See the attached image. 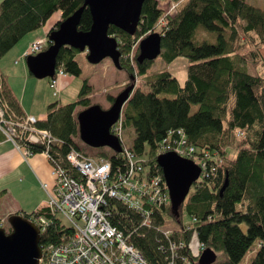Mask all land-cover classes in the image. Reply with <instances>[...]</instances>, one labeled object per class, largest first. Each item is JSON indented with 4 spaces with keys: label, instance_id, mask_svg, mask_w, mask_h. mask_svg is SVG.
<instances>
[{
    "label": "trees",
    "instance_id": "trees-1",
    "mask_svg": "<svg viewBox=\"0 0 264 264\" xmlns=\"http://www.w3.org/2000/svg\"><path fill=\"white\" fill-rule=\"evenodd\" d=\"M160 1L145 0L133 35L113 25L108 30L119 43L121 69L129 76L126 88L133 87L123 109V127L135 131L132 147L135 155L145 158L148 168L157 169L163 177L158 154L170 131L183 129L198 155L217 158H205L206 175L195 182L180 207L175 208L170 201L153 208L154 227L132 231V224L138 223L140 216L117 200L110 201V222L132 232L130 242L150 264H167L160 246L167 241L157 228L165 227L168 219L176 225L172 237L185 240V251L190 257L195 251L191 244L197 240L217 253L224 252L226 259L221 264H240L249 252L255 254L249 264H264V10L248 0H170L169 10L161 8ZM84 2L2 0L0 59L60 10L61 19L49 29V40L62 20ZM92 23V14L86 7L78 29L89 31ZM159 26L162 35L159 57L168 63L181 56L190 61L184 85L168 70L149 74L155 60L138 62L139 46L134 62L131 61L133 46L146 34L157 32L154 30ZM80 52L63 46L57 66H63L68 75L80 76L82 68L76 59ZM138 77L142 85L136 84ZM0 92L17 116L25 115L1 76ZM92 93V85L85 79L78 100L63 105L52 103L45 118L38 119L37 124L62 140L64 153L76 149L99 161L110 160L113 169L125 167L127 161L122 152L89 153L77 142L80 137L77 108L98 104L92 103ZM116 97L108 95L111 104ZM194 104L198 108L192 112ZM28 147L35 153L42 151L40 145ZM231 148L236 150L235 156L229 153ZM15 213L34 221L40 216L50 218L46 205L32 212ZM185 214L190 217L186 223ZM60 220L55 219L48 234L42 237L41 246L59 240ZM193 256L195 264H199L200 255Z\"/></svg>",
    "mask_w": 264,
    "mask_h": 264
},
{
    "label": "built area",
    "instance_id": "built-area-1",
    "mask_svg": "<svg viewBox=\"0 0 264 264\" xmlns=\"http://www.w3.org/2000/svg\"><path fill=\"white\" fill-rule=\"evenodd\" d=\"M140 41L133 46L132 52ZM48 42L46 35L30 43L23 59L47 49ZM130 58L134 62V55H130ZM67 75L63 66H57L51 78L55 96L60 95V80ZM37 123L38 119L34 115L17 116L0 92L2 134L18 150H24L27 156L35 154L28 144L40 145L41 153L45 154L51 165L53 185L50 188L47 183L43 185L47 191L46 206L50 218L40 216L35 222L43 237L48 234L55 219L60 218L61 235L56 242L50 241L42 246L43 255L38 264H150L141 250L130 242L132 232H125L109 219L112 212L110 201H120L139 214V222L132 224V231L138 232L142 228L154 227L153 208L162 207L171 201L167 184L159 171L148 168L145 158H138L131 148L124 145L123 112L113 125L112 133L121 142L127 164L116 169L112 168L110 160L99 161L80 150L64 153L61 149L62 140ZM166 152H175L195 161L202 168L200 178L206 175L205 158H217L208 154L205 157L198 155L196 148L188 143L183 129L170 131L161 142L159 154ZM3 221L0 219V225H3ZM157 231L167 241L166 244H160L167 264H195L193 255H201L206 248L203 243H198L190 257L185 251V240L172 237L173 228L160 226Z\"/></svg>",
    "mask_w": 264,
    "mask_h": 264
},
{
    "label": "water",
    "instance_id": "water-1",
    "mask_svg": "<svg viewBox=\"0 0 264 264\" xmlns=\"http://www.w3.org/2000/svg\"><path fill=\"white\" fill-rule=\"evenodd\" d=\"M145 0H85L74 14L62 20L59 28L49 35L51 44L47 49L26 59L29 72L37 78L54 77L57 57L63 46L87 51L89 62L97 64L111 58L116 67L122 68L121 52L115 37L109 35L111 25L129 34H134L141 18ZM88 7L93 23L89 31H80L78 26L85 8ZM138 62L153 61L162 53V35L153 32L141 39ZM133 87L125 88L108 109L95 104L78 113L79 136L94 148L109 147L121 153L119 138L112 133L113 125L119 120L125 104L131 97ZM158 164L175 208L188 197L202 168L193 160L183 158L175 152L158 155ZM227 180L222 191L227 185ZM11 232L0 226V264H38L43 255L39 226L23 214L9 216ZM217 252L206 248L199 257V264H214Z\"/></svg>",
    "mask_w": 264,
    "mask_h": 264
},
{
    "label": "rangeland",
    "instance_id": "rangeland-1",
    "mask_svg": "<svg viewBox=\"0 0 264 264\" xmlns=\"http://www.w3.org/2000/svg\"><path fill=\"white\" fill-rule=\"evenodd\" d=\"M2 0H0L1 2ZM249 3L260 7L264 10V0H248ZM170 0H161L159 6L164 9H168L170 7ZM61 19V11L57 10L51 18L46 22V25L49 26L51 24H55L57 21ZM161 27L154 30L160 32ZM42 31V30H40ZM40 33V32H39ZM151 33V32H150ZM149 33V34H150ZM42 34V33H41ZM146 34L144 37H146ZM142 37V39L144 38ZM141 40V39H140ZM14 52L7 53L4 57L0 59V74L5 79L6 83H13L15 88L21 87L22 83H41L43 86L41 87V93L43 97L40 98V104L43 106V102L48 101L49 103H57V105H63L66 103L74 102L79 98V92L83 85V81L85 79H94L96 83H94V90L92 95L90 96L92 103H98L103 109H108L111 107V103L108 100V95L118 96L127 85L129 80L128 73L124 69H120L115 66L111 58H105L100 63L94 64L89 62L87 53L82 51L79 53V62L82 68V73L80 76L75 75H67L63 77L68 81V84L64 87V90H60V95L55 96L54 88L51 86V78H37L32 75L27 67L26 59L18 60L19 54H13ZM135 51L132 52L131 55H134ZM264 54V51H263ZM132 61V59H131ZM190 65V61L188 57L181 56L173 60L172 62H165L161 57H158L153 62L151 68L149 69V74L158 73L161 70H168L174 76H176L181 85H184L187 79V70ZM107 76L111 78L109 83H102L100 81V77ZM61 81V80H60ZM90 82V81H89ZM140 77H138L137 85H142ZM93 85V83H90ZM33 89V88H32ZM28 104L29 101H28ZM198 108V105L194 104L192 106V112H194ZM82 106L77 108V111L80 112L84 110ZM124 109V108H123ZM44 110V111H43ZM44 112V113H41ZM48 112V107H39L38 111H36V116L38 118L44 117ZM43 114V115H40ZM42 116V117H41ZM123 143L126 147L132 148L134 139H135V131L133 128H124L123 130ZM8 140V139H7ZM9 141V140H8ZM77 142L80 147L85 148L89 153H95L97 151H105L109 154L113 152V150L109 147H100L94 148L87 145L81 137L77 138ZM23 153L24 157H29L25 155L24 150H19ZM229 153L232 156L236 155V150L229 149ZM24 180V181H22ZM45 184V183H44ZM43 184V185H44ZM42 185L36 180L34 176L28 177L24 175L21 181L18 180L17 177L13 173L9 174L6 178L0 181V218L3 219V225L5 229H10L9 216L12 213L17 211L24 210L25 212H32L37 208L43 207L44 203L39 207H22L19 205L21 202L32 203V200L28 199V195L34 197L36 203L40 202V199L45 198L47 195V191L45 188H41ZM50 188V187H49ZM19 202V203H18ZM20 206V207H19ZM184 222H189L190 217L185 214ZM166 228L175 227V223L171 220H167L164 225ZM192 245L196 249L198 246V241L194 240ZM206 249V248H205ZM255 256L254 252H249L245 258L241 261L240 264H249L253 257ZM226 259V254L224 252L217 253V260L214 264H221L223 260Z\"/></svg>",
    "mask_w": 264,
    "mask_h": 264
},
{
    "label": "crops",
    "instance_id": "crops-1",
    "mask_svg": "<svg viewBox=\"0 0 264 264\" xmlns=\"http://www.w3.org/2000/svg\"><path fill=\"white\" fill-rule=\"evenodd\" d=\"M54 24H51L49 26L46 25V23L36 31L28 34L25 36L13 49H11V52H14L13 54H19L18 59L19 61L23 59V55L27 48L29 47L30 43L34 42L35 40L45 37L49 29L53 26ZM42 30V31H40ZM40 32V33H39ZM42 33V34H41ZM9 51V52H10ZM8 52V53H9ZM79 54H77L76 59L79 62ZM80 64V62H79ZM0 76L3 78V76L0 74ZM111 78H108L106 75L100 77V81L102 83H109ZM5 80V79H4ZM89 84L93 83L92 88L94 87L95 80L89 79ZM2 83V81H1ZM68 84V81L66 79H61L60 81V90H64V87ZM5 85L9 87L14 96L17 98V100L20 103V106L22 108V111L25 115H34L36 116V111H38L39 107H48L52 104L49 103L48 101L45 100L42 104L40 102L41 96L43 97V94L41 93V87L43 84L41 83H22L21 87L15 88L13 83H6ZM33 88V89H32ZM94 90V88H93ZM54 94V93H53ZM28 101L30 104H28ZM44 111V110H43ZM41 113H44L41 111ZM43 115V114H40ZM46 116V115H45ZM42 117L41 119L45 118ZM38 118V117H37ZM40 119V118H38ZM51 165L45 154L38 152L35 153L32 156L29 157H24L23 153L19 151L12 142L8 141L5 136L2 134L0 131V181H2L4 178H6L9 174L13 173L15 177L18 178L19 181H21L22 177L24 175L28 177L34 176L36 180L42 185L44 188L43 184L47 183L49 187L53 185V178L51 176ZM24 181V180H22ZM41 187V188H42ZM46 191V190H45ZM28 199L32 200V203H27L26 201L23 203H19V205H22L24 209L26 207H39L44 203V206L46 205L47 201V195L45 198L40 199V202H37L34 200L35 198L32 197L31 195H28ZM20 207V206H19ZM38 209V208H37ZM24 211V210H21Z\"/></svg>",
    "mask_w": 264,
    "mask_h": 264
},
{
    "label": "flooded vegetation",
    "instance_id": "flooded-vegetation-1",
    "mask_svg": "<svg viewBox=\"0 0 264 264\" xmlns=\"http://www.w3.org/2000/svg\"><path fill=\"white\" fill-rule=\"evenodd\" d=\"M12 214H14V213H12ZM3 227H4V225H3ZM6 231H7V233L11 232V227H10V229H6Z\"/></svg>",
    "mask_w": 264,
    "mask_h": 264
},
{
    "label": "bare ground",
    "instance_id": "bare-ground-1",
    "mask_svg": "<svg viewBox=\"0 0 264 264\" xmlns=\"http://www.w3.org/2000/svg\"><path fill=\"white\" fill-rule=\"evenodd\" d=\"M166 182V181H165Z\"/></svg>",
    "mask_w": 264,
    "mask_h": 264
}]
</instances>
